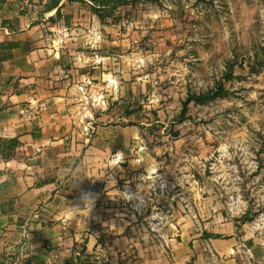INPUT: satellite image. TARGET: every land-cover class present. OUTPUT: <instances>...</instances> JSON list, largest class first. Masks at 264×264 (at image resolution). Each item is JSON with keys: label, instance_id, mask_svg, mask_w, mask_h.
<instances>
[{"label": "rangeland", "instance_id": "374dc122", "mask_svg": "<svg viewBox=\"0 0 264 264\" xmlns=\"http://www.w3.org/2000/svg\"><path fill=\"white\" fill-rule=\"evenodd\" d=\"M120 1L30 0L55 10L80 123L115 130L85 197L124 214L132 256L185 225L243 227L264 254V0Z\"/></svg>", "mask_w": 264, "mask_h": 264}, {"label": "crops", "instance_id": "0c3cea01", "mask_svg": "<svg viewBox=\"0 0 264 264\" xmlns=\"http://www.w3.org/2000/svg\"><path fill=\"white\" fill-rule=\"evenodd\" d=\"M40 11L0 0V264H264L262 248L229 225L182 226L157 257L128 252L124 214L82 189L97 181L83 171L114 155L115 130L80 123L67 56L47 30L55 10Z\"/></svg>", "mask_w": 264, "mask_h": 264}, {"label": "trees", "instance_id": "16d2710c", "mask_svg": "<svg viewBox=\"0 0 264 264\" xmlns=\"http://www.w3.org/2000/svg\"><path fill=\"white\" fill-rule=\"evenodd\" d=\"M126 1H120L118 3H125ZM218 96V94L216 93H213V92H210V93H206V94H202V95H194V96H191V98H189V100H193L195 102H198V103H201V102H206L214 97Z\"/></svg>", "mask_w": 264, "mask_h": 264}]
</instances>
